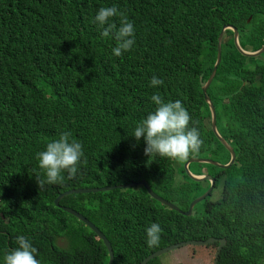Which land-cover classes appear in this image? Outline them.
I'll return each mask as SVG.
<instances>
[{"label": "trees", "instance_id": "obj_1", "mask_svg": "<svg viewBox=\"0 0 264 264\" xmlns=\"http://www.w3.org/2000/svg\"><path fill=\"white\" fill-rule=\"evenodd\" d=\"M108 5L134 24L135 44L119 57L111 54L113 39L101 37L93 23L96 10ZM110 20L118 23L119 17ZM224 25L237 29L243 49H260L264 0H0V252L16 247V236L23 235L36 247L39 264H107L104 241L61 207L66 206L105 235L111 264H139L162 247L209 237L216 238L207 244L213 248L225 240L217 264H264V62H252L255 57L264 61V51L245 56L234 32H223L221 59L206 94L215 107V125L235 158L228 167L195 163L193 170L198 175L205 168L214 178L219 199L206 197L184 214L181 210L206 191L207 183L184 173L186 158L147 157L143 138L130 135L154 109L150 97L158 92L188 110L190 124L200 131V156L210 151L213 160L229 161L202 90ZM153 75L163 84L149 86ZM49 77L65 78L73 98L101 95L96 109L115 132L84 146L75 175L64 173L63 183L39 188L35 176L42 173L35 154L50 140L24 93L34 81ZM21 104L27 105V114ZM111 157L118 159L106 180L89 177V166ZM138 181L174 203L177 196L179 210L155 200L141 185L69 193L54 203L58 194L78 187ZM152 222L162 232L159 243L148 247L144 228ZM163 254L145 264H164Z\"/></svg>", "mask_w": 264, "mask_h": 264}, {"label": "clouds", "instance_id": "obj_2", "mask_svg": "<svg viewBox=\"0 0 264 264\" xmlns=\"http://www.w3.org/2000/svg\"><path fill=\"white\" fill-rule=\"evenodd\" d=\"M114 16L119 17L118 23L110 20ZM93 23L100 29L101 37H111L115 42L111 48L113 56L119 57L133 48L134 24L115 5L99 7L93 17ZM161 84L163 80L156 75L149 80L151 87ZM67 90L68 84L65 78L49 77L34 81L24 93L35 111L34 120L39 119L37 122L49 135L50 140L35 154L37 166L42 173L40 177L35 176L39 188L46 184L63 183L64 173L69 177L75 175L78 166L83 163L84 146L93 139H105L115 132H111L107 127L102 110L96 109L101 95L89 100L79 99L68 95ZM150 100L154 104V109L135 123L130 134L137 141L143 138V151L146 156L184 159L190 153L199 151L202 144L200 131L194 124H190V114L182 102L165 101L158 92H154ZM19 108L27 114V105L21 104ZM216 130L220 135L217 127ZM117 159L111 157L89 166L88 170L91 169L93 172L89 177L95 181L106 180L109 166ZM186 169L188 170V166ZM137 186L139 185L130 188ZM88 188H98V186ZM161 232V226L156 222L146 225L144 228L146 245L156 246ZM15 240L16 247L0 252V264H39L37 249L31 241L23 235L16 236Z\"/></svg>", "mask_w": 264, "mask_h": 264}, {"label": "water", "instance_id": "obj_3", "mask_svg": "<svg viewBox=\"0 0 264 264\" xmlns=\"http://www.w3.org/2000/svg\"><path fill=\"white\" fill-rule=\"evenodd\" d=\"M108 6H112V5H108ZM227 28H230L234 31V42H235V45L236 47L240 50V52L245 55V56H256V55H259L261 54L263 51H264V45L256 50V51H247V50H244L242 49L239 44H238V37H237V29L232 26V25H224L222 30L220 31L219 33V36H218V39H217V58H216V62L215 64L213 65V68H212V71L209 75V77L207 78V80L205 81V83L202 85V90H203V96H204V99L205 101L208 103V106H209V109H210V116H211V124H212V129L216 135V137L218 138V140L224 145V147L228 150L229 154H230V161L225 164V165H222V164H219L221 167H228L233 161H234V158H235V153L233 151V149L231 148V146L225 141V139H223L217 132L216 130V127H215V119H216V115H215V108L211 102V99L210 97L206 94V88L207 86L210 84L213 76L215 75V71H216V67L217 65L219 64L220 62V59H221V37H222V33L225 29ZM196 161H199V162H204L206 160H200V159H197ZM211 162V161H209ZM188 164H186V168H187ZM190 176L195 179V180H198V179H204L205 177H200V176H194L190 173ZM207 179L211 180V182H213V178L211 176H207L206 177ZM135 185H142L145 190L147 191V193L153 197L155 200L167 205V206H170L172 207L173 209H176V210H179L175 205L169 203L167 200L163 199L162 197H160L159 195H157L156 193H154L151 188L149 187V185L145 182V181H140V182H137V183H128V184H121V185H109V186H101V187H98V188H88V187H79L78 189H73V190H68V191H65V192H62L60 194H58L57 197H55L54 199V203L58 204V201L63 198L65 195L69 194V193H72V192H77V193H85V192H96V191H101V190H108V189H114V188H130L132 186H135ZM212 191V185L199 197L197 198L190 206V208L188 209V211L186 212V214H190L193 206H194V203L204 199L205 197H207ZM63 210L69 212L70 214H72L73 216H75L77 219H79L80 221H82L86 226H88L90 229H92L96 234L97 236L102 239L110 253V258H109V261L107 264H111L112 263V259H113V252H112V249H111V246H110V243L109 241L107 240V238L105 237V235L98 229L97 226H95L90 220H88L85 216H83L81 213L75 211L74 209L70 208V207H66V206H61ZM216 241V238L214 237H209L207 239H204V240H186V241H182V242H179V243H175V244H172V245H169V246H165V247H162L160 249H157L156 251L152 252L151 254H149L148 256H146L145 258H143L141 260V262L139 264H145L147 261H149L150 259L156 257V256H159L167 251H170L172 249H175L177 247H180L182 245H188V244H192V245H207L209 243H212ZM225 243V240L224 239H219V243L216 247V250L214 252V259H213V262L212 264H217V259H218V255H219V252L221 250V248L223 247Z\"/></svg>", "mask_w": 264, "mask_h": 264}, {"label": "rangeland", "instance_id": "obj_4", "mask_svg": "<svg viewBox=\"0 0 264 264\" xmlns=\"http://www.w3.org/2000/svg\"><path fill=\"white\" fill-rule=\"evenodd\" d=\"M241 47V46H240ZM242 48V47H241ZM238 49V48H237ZM243 49V48H242ZM245 50V49H244ZM238 51L240 52V50L238 49ZM241 53V52H240ZM263 55V54H262ZM254 61L252 62H255V63H259V62H264L263 60H261L260 58H257L255 57L253 59ZM221 129V127H220ZM201 152L200 150L195 152V153H190L187 157H186V160L184 161V164H183V168H184V173L187 174V176L191 177L190 176V173L194 176H200V177H207V176H211L209 174H207L205 168H201L200 171H201V174H195L193 172V170L195 169V166L194 164L195 163H207V164H212V165H215V166H218V167H221L219 164H222V163H219L218 161H215L213 160L212 158H210V155L211 152L208 151V152H204L202 155H207V157H202L200 156ZM197 159H200V160H206L204 162H199V161H196ZM211 161V162H209ZM230 161V159H229ZM228 161V162H229ZM227 162V163H228ZM226 163V164H227ZM186 164H189L191 166H189L188 170L186 169ZM222 165H225V164H222ZM204 178V179H198L196 181H200L204 184L207 183V189L212 185V191L211 193L207 196L211 199V201H215L217 199H219L221 197V193H219V191L217 189H214L213 190V187H214V178H213V182H211V180L207 179V178ZM192 178V177H191ZM148 184V183H147ZM149 185V184H148ZM150 187V186H149ZM206 189V190H207ZM152 190V188H151ZM153 191V190H152ZM154 192V191H153ZM156 193V192H154ZM157 194V193H156ZM159 195V194H157ZM202 195V194H201ZM201 195L195 197L193 200H191V202L189 203L188 205V208L186 210H181L184 214H186V212L188 211V209L190 208L191 204L197 199L199 198ZM160 197H162L161 195H159ZM173 196V195H172ZM163 199L167 200L166 198L162 197ZM173 201H170V200H167L169 203L175 205L178 209L180 207V203L179 202V199L177 196H173ZM201 201V200H200ZM197 203V202H196ZM199 201L198 203L196 204V206H199ZM195 205V203H194ZM179 206V207H178ZM193 209V208H192ZM214 251H215V248L211 247V246H197V245H186V246H183L181 248H178V249H175V250H171L167 253H164L161 257V261L164 263V264H174V263H180V264H212V260H213V255H214Z\"/></svg>", "mask_w": 264, "mask_h": 264}, {"label": "bare ground", "instance_id": "obj_5", "mask_svg": "<svg viewBox=\"0 0 264 264\" xmlns=\"http://www.w3.org/2000/svg\"><path fill=\"white\" fill-rule=\"evenodd\" d=\"M97 68L99 69V67L97 66ZM100 70V69H99ZM113 73L115 74V67L113 68Z\"/></svg>", "mask_w": 264, "mask_h": 264}, {"label": "flooded vegetation", "instance_id": "obj_6", "mask_svg": "<svg viewBox=\"0 0 264 264\" xmlns=\"http://www.w3.org/2000/svg\"><path fill=\"white\" fill-rule=\"evenodd\" d=\"M133 183H137V182H133Z\"/></svg>", "mask_w": 264, "mask_h": 264}]
</instances>
